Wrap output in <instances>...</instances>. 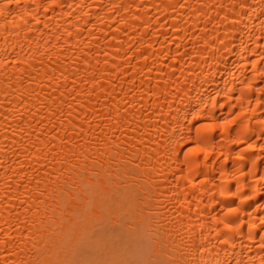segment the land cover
<instances>
[{
  "label": "bare ground",
  "instance_id": "6f19581e",
  "mask_svg": "<svg viewBox=\"0 0 264 264\" xmlns=\"http://www.w3.org/2000/svg\"><path fill=\"white\" fill-rule=\"evenodd\" d=\"M0 264H264V0H0Z\"/></svg>",
  "mask_w": 264,
  "mask_h": 264
}]
</instances>
